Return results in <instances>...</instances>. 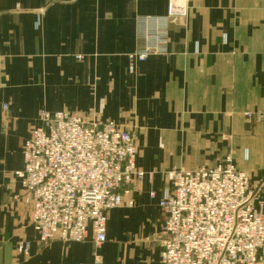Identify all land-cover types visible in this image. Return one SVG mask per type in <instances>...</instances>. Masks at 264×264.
<instances>
[{
  "label": "crops",
  "instance_id": "obj_1",
  "mask_svg": "<svg viewBox=\"0 0 264 264\" xmlns=\"http://www.w3.org/2000/svg\"><path fill=\"white\" fill-rule=\"evenodd\" d=\"M171 2L184 13L169 56L129 74L137 18L164 17ZM43 109L120 124L154 174L129 187L133 207L109 213L100 250L91 230L43 246L32 226L16 173ZM228 156L264 185V0H0V264H161L167 173Z\"/></svg>",
  "mask_w": 264,
  "mask_h": 264
},
{
  "label": "built area",
  "instance_id": "obj_2",
  "mask_svg": "<svg viewBox=\"0 0 264 264\" xmlns=\"http://www.w3.org/2000/svg\"><path fill=\"white\" fill-rule=\"evenodd\" d=\"M181 13L171 2L164 17L137 18L141 47L128 56L129 74L151 56H169L170 23ZM23 156L16 177L31 201L32 226L43 246L82 243L91 230L100 250L109 213L133 207L129 187L154 177L137 167L138 147L129 130L66 111L41 110ZM166 179L171 187L159 203L165 214L161 264H264L261 188H252L231 156L213 167L168 172ZM29 251L26 243L18 247L25 256Z\"/></svg>",
  "mask_w": 264,
  "mask_h": 264
},
{
  "label": "rangeland",
  "instance_id": "obj_3",
  "mask_svg": "<svg viewBox=\"0 0 264 264\" xmlns=\"http://www.w3.org/2000/svg\"><path fill=\"white\" fill-rule=\"evenodd\" d=\"M249 176V175H248ZM250 178V176H249ZM250 182H251V186L254 190H256L259 186V181L258 180H253L250 178ZM259 195L261 196L262 199H264V185L261 187V189L259 190Z\"/></svg>",
  "mask_w": 264,
  "mask_h": 264
},
{
  "label": "water",
  "instance_id": "obj_4",
  "mask_svg": "<svg viewBox=\"0 0 264 264\" xmlns=\"http://www.w3.org/2000/svg\"><path fill=\"white\" fill-rule=\"evenodd\" d=\"M261 185H262V184H261ZM261 185H259V186H258V189H260V188H261Z\"/></svg>",
  "mask_w": 264,
  "mask_h": 264
}]
</instances>
